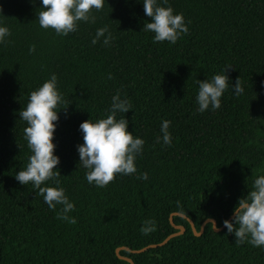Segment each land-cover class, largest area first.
<instances>
[{"label": "trees", "instance_id": "obj_1", "mask_svg": "<svg viewBox=\"0 0 264 264\" xmlns=\"http://www.w3.org/2000/svg\"><path fill=\"white\" fill-rule=\"evenodd\" d=\"M188 32L175 44L153 42L141 31L151 18L139 0H106L96 23L81 22L67 36L38 24L39 0H0L11 30L0 44V264H264V247L236 244L226 228L258 175H264V0H169ZM108 25V46L91 40ZM34 46V51L29 49ZM227 68V69H226ZM226 69L231 89L214 111H196L197 80ZM55 73L65 104L54 133L61 186L74 203L76 223L57 218L31 184L15 173L31 154L19 111L28 94ZM111 75V79H108ZM119 91L132 104L128 130L145 140L137 173L117 174L105 187L89 185L76 145L79 124L104 117ZM68 104V105H67ZM162 120L171 121V145L156 142ZM147 172V180L137 179ZM154 231H140L145 220Z\"/></svg>", "mask_w": 264, "mask_h": 264}, {"label": "clouds", "instance_id": "obj_2", "mask_svg": "<svg viewBox=\"0 0 264 264\" xmlns=\"http://www.w3.org/2000/svg\"><path fill=\"white\" fill-rule=\"evenodd\" d=\"M106 0H39L40 11L36 20L41 28L52 29L56 34L67 36L76 32L81 22L96 23L94 12L102 10ZM143 5L144 15L150 22L144 23L141 31L152 33L153 42L167 41L175 44L178 38L187 34L188 27L183 13L175 12L169 0H139ZM35 4L36 0H31ZM0 13V44L8 42L11 30ZM114 39L108 25L96 29L91 40L93 45L101 42L108 46ZM34 46L29 49L34 51ZM227 69V68H226ZM226 69L205 80H197L198 91L195 96L196 111H214L221 107L223 93L231 89L234 95H241L244 88L239 78L230 86ZM108 79H111L109 75ZM64 96L58 85V78L52 73L35 90L28 94L26 105L19 111V120L26 122L23 130L27 147L30 150L27 164L15 173V179L22 185L31 184L43 197V202L50 210L57 211V218L75 224L76 218L69 213L74 210V203L61 186L60 172L56 167L60 158L55 154L54 133L59 120ZM68 105V104H67ZM129 99L117 91L111 97V103L104 117H91L79 124L83 143L76 145L79 164L86 170L85 179L89 185L105 187L117 174L132 175L137 173L136 160L144 150L145 140L128 130L125 114L132 110ZM171 121L162 120L160 135L156 142L171 145L169 131ZM139 180H147V172L139 173ZM232 219L223 220V227L233 234L236 244L245 242L253 247H264V175H258L245 196L238 198L232 209ZM212 228L217 229L214 221ZM156 225L151 219L145 220L140 231L148 234Z\"/></svg>", "mask_w": 264, "mask_h": 264}, {"label": "water", "instance_id": "obj_3", "mask_svg": "<svg viewBox=\"0 0 264 264\" xmlns=\"http://www.w3.org/2000/svg\"><path fill=\"white\" fill-rule=\"evenodd\" d=\"M174 214H179V215H181L182 217H185V218L188 220V222L190 223L191 228H192V231H193L194 235H196V236H200V235L203 233V231H204V227H205V224H206L207 222H212V221H214L215 224H216V221H215L214 219H212V218H207V219H205V220L202 222L199 231H197V230H196V227H195V225H194V223H193V221H192L190 218L186 217L185 214H182V213H172V214L170 215L169 219H170V222L172 223L173 227H174L175 229H177V231H175V232H173V233L167 235V236H166L161 242H159V243L149 244V245L144 246V247L139 248V249H129V248H127V247H126V249H128V250L131 251L132 253H140V252L145 251V250L148 249V248L164 245V244H165L170 238L182 234V233L185 231V227H184L183 225H177V224H174V223L172 222V216H173ZM232 215H233V213H232L227 219H228V220H231V219H232ZM223 229H224V227H223V225H222V226H220V227H217V229H214V231L218 232V231H221V230H223ZM119 257L125 258V259H127V260L130 262V264H133V262H132V260H131L130 258H128V257H123V256H119Z\"/></svg>", "mask_w": 264, "mask_h": 264}]
</instances>
